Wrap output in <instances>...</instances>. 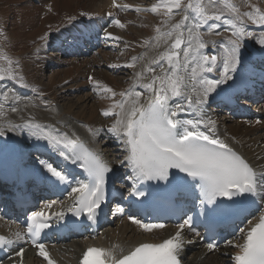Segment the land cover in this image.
I'll return each instance as SVG.
<instances>
[{
  "label": "snow or ice",
  "instance_id": "6c2138e0",
  "mask_svg": "<svg viewBox=\"0 0 264 264\" xmlns=\"http://www.w3.org/2000/svg\"><path fill=\"white\" fill-rule=\"evenodd\" d=\"M217 4H222L223 8L210 10L209 5ZM251 7L252 11L241 12L234 0H207V3L205 0H187V3L183 0H159L150 9L136 8V11L150 10L154 13L163 9L162 15L166 17L163 25L167 27L162 30L161 26H157L153 38L157 47L162 41L166 45L165 50L152 59L143 71L136 73L133 86L119 93L123 99L102 111L104 116L116 117L106 131L123 145L126 155L122 163L126 162L131 172V175L126 176L131 182L130 195L147 197L149 193L143 191L141 185L148 187L147 182L165 181L174 183L177 188L191 190L198 201L199 215L211 216L231 204L239 203L241 199L255 204L259 198V204L264 208V171L258 172L221 139L217 134L216 122L211 118L205 119L203 114L208 98L213 93L219 95L217 89L220 85L233 80L237 69L241 67L240 53L244 42L256 38L257 33L249 30V22L264 27V9L256 5ZM174 10L181 11L183 16L178 22L170 24L175 15ZM225 13L228 18H224ZM222 19L227 30L231 31V36L224 47L223 56L218 58L217 55L206 54L209 42L203 39L200 29L207 26V31L211 33L220 28L217 22ZM114 23L125 27L119 19H115ZM257 42L264 46V32L259 33ZM0 58L6 60L8 65L6 68L0 67V81L7 79L21 87H28L25 78L16 71L19 61L15 62L14 68V62L9 57L4 55ZM137 59L133 57L127 66L135 67ZM157 67L160 69L159 74H156ZM218 69V78L208 77V73ZM146 73L151 74V78L144 82ZM95 83L99 86L98 81ZM137 85L152 94L147 105L140 102L142 92L133 90ZM102 90L111 96L117 95L107 85L102 86ZM20 99L14 90L0 91V100L3 101L0 102V135H5L9 130L28 129L32 135L48 141L64 160L78 164L87 173V182L76 181L75 186L70 188L68 195L72 197L73 203L68 211L76 217L86 214L88 220L95 221L107 200L108 174L113 169L78 137L74 139L52 125L32 119L18 124L10 120L4 122L7 102H13L9 110L15 113L19 108L14 105ZM185 112H193V118H181L180 114ZM89 131H92L90 127ZM39 163L50 174L48 179L53 184L70 185L73 182L70 173L63 168L44 160ZM54 203L46 204L45 208H51ZM52 216L63 220L65 212H56ZM52 216L44 210L31 212L25 222V231L18 229L11 236L0 235V248L15 246L20 242L30 243L47 264H57L41 242V234L52 226ZM129 219L147 232L164 227L163 224L145 223L134 217ZM192 225L193 217L188 216L178 225L174 235L160 243H141L120 257L113 249L89 247L83 253L81 264H181L180 254L185 243L182 230ZM239 231L242 242L234 244L239 249L231 257L234 264H264V214L255 223L249 221V226ZM227 243L231 245L233 241ZM216 246L214 241L207 244L209 250ZM24 253V248L20 247L15 253L18 259L13 264H23Z\"/></svg>",
  "mask_w": 264,
  "mask_h": 264
},
{
  "label": "bare ground",
  "instance_id": "6f19581e",
  "mask_svg": "<svg viewBox=\"0 0 264 264\" xmlns=\"http://www.w3.org/2000/svg\"><path fill=\"white\" fill-rule=\"evenodd\" d=\"M1 1L6 2L7 0ZM49 1H43L41 7H44L46 4L48 5ZM52 1L59 5L62 4L67 10L73 6L82 5L83 7L90 8L89 10L83 11H95L93 9L94 7H97L98 11H102L108 5V2L103 0V2L100 1L98 3H92L87 0H51L49 6L52 5ZM145 1L148 0H139L137 1V4L133 5V1L126 3L128 1L125 0L127 5L132 6L130 7L131 10L125 15L123 21H121L125 27L121 28L118 25H115L107 32L112 34L110 37L113 38V42L118 47V49L126 51L125 48H127V50L131 52L130 56L117 55L112 59L110 55L113 53V50H111L112 53L108 51H102L98 54L99 56L97 55L94 58H86L83 60L71 59L74 60L73 63L71 65H67V63L71 60H61L59 56L56 57L51 55L49 52H47V50L42 49L41 47L39 54L43 53V58H45L44 61H28V64H26L27 70H29L26 72L30 73L29 75L27 74L29 81L33 83L37 80V78H41L39 70L44 65V63L45 66L57 65L59 69L62 68L63 70L51 76L52 79L51 82H49V85L39 87L38 89H30L28 95L26 96L25 93L17 91L23 97H27L28 99L32 100L30 102V107L33 108L34 114L36 116L41 117L42 124L52 125L60 132H67L69 136L74 139L77 137L87 138L92 143H96L99 147H101V150L106 153V155L111 160H114V157L117 158L118 156L124 158L126 153L123 151V145L114 139L112 135H106L103 133L105 124L110 127L116 117L114 115L104 116L102 111L107 110L115 101H118L120 97L119 93L133 86L136 73L143 71L147 66H149V62L152 59L157 58L166 47L162 41L160 46L157 47L156 42L153 39L156 35L155 29L157 26H161L162 30H166L167 27L163 25V21H161L159 14L150 10L142 14V11H136V8H133L135 6L142 8L139 6L142 4L144 5V9H147V7H151L153 5V0L151 3ZM261 3L259 4L264 5V2ZM217 5H215V9L222 8L218 7ZM45 9L48 12L47 6ZM127 9L129 8H126V10ZM161 11H163V9H161ZM174 13L175 15L170 21V24L178 22L183 16V13L179 10H174ZM62 18H60L59 21ZM52 23L56 24V22ZM39 25L40 24H38V26ZM205 33L207 35L212 34V32ZM230 36L231 35H227V39L225 40L226 42ZM116 37H119V39H116ZM204 40H206V38H204ZM219 40V37L214 40L216 45L217 41ZM146 41L148 43H145ZM208 42L210 44L213 43L211 41ZM222 43L220 47L222 46ZM120 52L121 51H119V53ZM123 53L126 54L125 52ZM133 57H137L139 59L136 60L135 67H128L127 65L132 62ZM93 60H95V62ZM93 63H95V65ZM114 65L116 66L113 67ZM95 66L107 70L111 75H114V71L121 66L123 67L122 69L126 68L127 71H124V78H114L111 81V79L106 76L107 74H101L99 70L95 69ZM165 67H167L166 64ZM159 73L160 69L157 67L156 74ZM90 74L92 75L91 85H93V87L89 88L88 83L90 81L88 80V77ZM150 78L151 74L146 73L144 82H147ZM96 81L99 82V86L96 85ZM104 85L110 87L115 93H117V95L111 96L110 93L104 92L102 90V86ZM83 89H86V93H82L84 91L76 93L77 101H75V103L67 102L64 103L63 106L55 104V100L57 99V95H59V93L62 94L61 92L66 91L72 92V90H76V92H78V90ZM136 89H138L137 91L142 92L140 102L142 104L148 102L152 94L144 90L139 85H137L133 90L135 91ZM35 95L40 96L45 103H42V101H37ZM59 98L63 100L61 96L58 97V99ZM175 102L180 101H173V103ZM39 103L41 105L48 104V107L43 110L42 108L38 107L40 105ZM9 108L10 106L6 105L5 110L7 111V117L3 118L4 122L10 120L12 123L18 124L19 122L17 121L20 119V114L22 111L19 110L18 112L13 113L9 110ZM209 110L210 108L207 107V112ZM211 116L216 122V125L225 131L231 132L233 135L232 137H237L238 141H233L235 146H239V148L251 161H254L255 164L264 163V129L262 125L259 123H254V121L251 119L247 120V122H250L248 124L246 121L234 120L230 116L217 114L215 112L211 113ZM260 119L264 121V113L260 114ZM89 127L92 129L91 132L89 131ZM93 132L96 134L93 135ZM0 138L9 140L15 138L23 142L21 146L32 147V145H30V143L33 141L32 137L27 135V133L22 129L9 130L5 135H0ZM104 234L108 239L107 243L110 241H117L126 247H132L136 244L152 239L150 236H144L137 233L134 229V226L127 221H117L115 226L107 227ZM82 241L83 239H78L60 246L58 254L61 256L60 259L64 264H69L70 262L73 264L74 259L80 256L81 252H83L82 248L87 244L86 242ZM193 253L194 262H191V264H221V262H225L227 259V257L216 252L208 253L201 245L195 246ZM24 261L26 264H38V262L39 264H47L46 262L38 261L34 257L32 250L25 252Z\"/></svg>",
  "mask_w": 264,
  "mask_h": 264
},
{
  "label": "rangeland",
  "instance_id": "374dc122",
  "mask_svg": "<svg viewBox=\"0 0 264 264\" xmlns=\"http://www.w3.org/2000/svg\"><path fill=\"white\" fill-rule=\"evenodd\" d=\"M43 1H49V0H7L6 2H2L0 0V57L6 55L9 57L14 63L13 67L15 68V62L19 61V68L16 69L24 78V71L28 72L27 70V62H40L44 61L45 58H43V53L39 54V58L37 60H34L37 56V53L39 51V44L45 39H42V37H45L46 34L49 33L51 29H53L56 25H54L52 22H59L60 18H66L64 16H71L75 17L76 14L82 12L83 10H89L88 7H83L82 5L73 6L70 9H65L62 4H57L54 1H52V11L48 13L46 11V6L48 7L51 0L49 1L48 5L46 4L44 7H41ZM75 1H84V0H75ZM92 3H98L103 2L102 0H87ZM130 3L132 2L133 5L137 4V0H127ZM184 3H187V0H183ZM264 2V0H259V3ZM257 5H260V4ZM127 5V4H126ZM256 5V6H257ZM218 7H223L222 4H218ZM107 7V6H106ZM135 8V7H133ZM260 8L264 9V5H262ZM95 11H98L97 7L93 8ZM164 11V10H163ZM245 12V10H244ZM162 11L157 13L160 16L161 21H164L166 17L162 15ZM44 16V17H43ZM42 17V18H41ZM125 15L122 16L120 21H123ZM62 18V19H63ZM158 19V18H157ZM65 20H61L57 25L64 22ZM49 22V23H48ZM43 26V27H39ZM53 25V26H50ZM47 33L44 35V33ZM118 54H111L110 57L112 59L116 57L117 55H126L123 52L127 53L126 51H122ZM40 52V51H39ZM74 60H71L67 63V65H71ZM95 62V60H93ZM95 65V63H93ZM7 61L0 58V67L6 68ZM48 66V65H47ZM47 66L44 65L40 68L39 74L41 78H37L36 82L37 87L47 86L49 85V82H51L52 75L59 73V71L63 70L62 68H58L53 70H50ZM50 66V65H49ZM47 67V68H45ZM45 68V69H44ZM26 69V70H25ZM96 70H99L101 74L109 77L111 81L114 78L122 79L124 78L121 75H111L107 70L102 69L101 67L98 68L95 66ZM26 72V78L27 74L30 73ZM29 81V78H27ZM25 79V82H27ZM5 81V80H4ZM9 84H14V81L7 80ZM31 83V82H30ZM32 87V86H31ZM35 87V85H34ZM37 88V89H38ZM11 90L17 91L16 89L12 88ZM57 95V99L55 100V104L63 106L64 103H75L77 101L76 93H71L70 91L61 92ZM86 93V91L82 92ZM81 93V94H82ZM21 99L20 103H16L15 106L19 108L22 113L20 114V119H18L17 122L21 123L24 120L32 119L36 122L41 123V117L36 116L34 114L33 108L30 107L31 99H28L27 97H23L19 92H17ZM75 95V96H74ZM80 95V94H78ZM63 98L61 100L58 97ZM39 100V98H37ZM26 100V103H23V101ZM72 100V101H71ZM34 102V101H33ZM38 103V102H35ZM42 103H45L42 101ZM60 103V104H59ZM13 104L11 101L10 104ZM40 104V103H39ZM7 105V104H6ZM41 105V104H40ZM45 110V108H42ZM42 124V123H41ZM28 130V129H27ZM29 131V130H28ZM32 134V133H31Z\"/></svg>",
  "mask_w": 264,
  "mask_h": 264
}]
</instances>
